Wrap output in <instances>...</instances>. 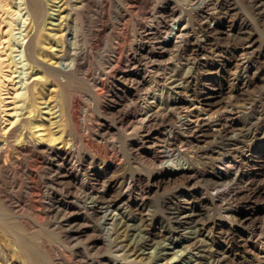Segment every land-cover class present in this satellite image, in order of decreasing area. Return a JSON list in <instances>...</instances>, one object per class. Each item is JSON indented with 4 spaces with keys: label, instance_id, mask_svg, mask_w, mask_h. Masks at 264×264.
<instances>
[{
    "label": "rangeland",
    "instance_id": "rangeland-1",
    "mask_svg": "<svg viewBox=\"0 0 264 264\" xmlns=\"http://www.w3.org/2000/svg\"><path fill=\"white\" fill-rule=\"evenodd\" d=\"M98 1L101 4V0H97L96 2L97 4L95 6L96 9H94L95 12L94 10L91 12L90 17L92 18H90L89 20H91L90 21L92 23L91 25L94 28H97V26L100 27L102 23L106 25L107 29H105L104 31L105 34L103 32L100 34L101 36L100 35L96 36L98 37L97 39L100 40L101 46L99 49L95 50L92 56V61L94 62H92L93 66L92 65L90 66V70L93 73L94 72L96 73L101 68V66H103V64H101L103 63V60L104 59L109 60L108 57L111 54V48L113 47L112 45H115V40H113L115 39V37H113V35L115 36V34L117 33L116 32L117 30L119 31L125 30L126 32L128 31L130 32V33L128 32L127 36L129 34H132V35H129L130 37L129 36L126 37L128 39H125V45L127 44L126 45L127 53L125 56H127L128 58L124 57L125 60L123 61L122 66L124 70H126V75L120 77V75L113 74L110 80L111 87L113 90L108 93L109 96H104L103 98L101 96H100L101 98L97 97V95L94 96V94L96 93L94 89L90 87L91 85L89 84L88 80L82 79L81 81H84V83L82 82L83 84L80 83L81 82L80 81L79 83L75 85L77 86L78 91H80L79 95L80 97H82L81 99L85 100V101L82 100L83 105L84 103H86L84 106L81 105L82 112L84 111L86 106H87L86 108L90 107L89 109H90V112L92 113V116H93L92 118L95 124L97 122L95 129H97L98 131L97 130L95 131L96 134L93 140V142L95 141V143L94 145L92 144L91 148L90 147L87 149L84 148L85 154L88 157L92 156L91 159L93 158V161H91L90 158H88L87 159L88 162L84 161V166L80 170V177L85 178L86 176L88 180V186H86L84 189L83 188L76 189L73 185L72 178H67L64 180L65 181L64 183L67 187L64 185V183L57 185L52 182H44L45 185L44 187H42L43 189L42 194L46 196V200H48L49 198H54L55 200L59 197L61 199L60 204L59 205L55 204L54 206L52 200L49 199L47 203L46 202L45 203H34V206L32 207H35V208L29 207L28 209L29 212L31 213L30 214L31 217L33 216V214L34 215L42 214V216H45V215L46 217L50 216L49 218H46V217L45 218L48 220L50 219V221L52 222L64 221L68 226L72 224L71 227H73L74 230H75V227L77 228L81 227L82 231L80 233H77L76 239L81 238L82 240L79 239L77 240V242L74 241L73 243H75V245H78V243L79 244L82 243L83 240L85 241V239L87 241L86 234L88 235V237L92 234L97 235L96 237L98 238H96L97 240L96 247L92 249L86 246L87 245L86 241L78 246H75V245L70 246L72 245V243L65 242L66 245L68 244V247H67L64 243L65 240L64 239L61 240L60 234H59L60 236V239H59V237H57L58 233L55 230L51 231L52 232L51 234V232H48V231L46 232V230L41 229V228L37 229L36 231L40 235L38 236V238L39 237L40 238L39 239L37 238V241L39 242V240L46 239L49 237L46 240L49 241L48 243H50L52 247L57 248L59 246L58 248H60L62 246L61 247L62 249L61 248L60 249L63 250L67 254V256H70L71 254V257H73V258H69V260L71 259L70 260L71 264H75V262L77 261L78 263L76 264H85L84 261H86L85 260L86 256L91 255L92 252L94 253L96 250L99 251L97 252V254L102 253L100 249L103 252H105L106 251L104 250L105 248L99 247L101 246V232H100L101 230H99L100 229L99 225L102 221L98 222V220L100 218L103 219L102 214L100 212H96L95 214H92L90 212L86 213L87 210L84 208L83 202H84V198L86 200V198L88 197L87 195L88 192H91V191L94 195H96V197L98 196L97 199L99 200L101 199L102 201H104L103 200L104 197H105L104 199L106 200L107 198L114 199V197H116V195L119 194V192L117 191L120 190L119 183L118 182L114 183V182L115 180L118 179V177L124 174L127 180L131 181V186L127 190L128 195H126L123 199H121L120 200L121 202L119 201L121 204L118 202L119 203L117 204L118 206L117 205L115 206V207H118L117 210H118V214L120 215V216L118 215L119 216L118 219L120 218L125 223L127 222L128 224L130 223L131 226L135 228L137 227L136 231L137 230L139 231L142 230L143 232L150 231L153 234V236H155V241L149 244L150 246L147 245L145 248L147 252L152 251L153 253H155L154 256L155 255L157 256V253H159L158 254L159 256H157V259H155L154 260L155 262L153 261L152 264L153 263L154 264H162V263L164 264L167 261L168 262L170 261L169 262L170 264H211L212 258L213 259L218 258L219 256H220L219 259L221 260L220 264L221 263L222 264H264V229H263L264 228V133H263L264 132V0H261V1L260 0H207V2L209 3L207 2L203 3V0H200V1L195 0L197 3H199V5L195 3L194 0H191L192 2L190 0H110V4L105 10L106 11L105 13L107 15L105 17L104 16L102 17L101 15V11L103 9L101 6H99L100 4L98 3ZM188 4L191 7H189ZM192 9L194 10L192 11ZM184 11H186L187 13ZM179 12L181 16H179ZM181 12L184 13V15ZM99 13L100 15H98ZM174 16L175 17H185V16L190 17V18L185 17L186 21L187 20L189 22L191 21L190 22L191 24L187 22V24L189 25V26L187 25V28L189 31V35L187 37L188 41L186 39V42L184 43L183 46H181V48L174 47L173 45H169V47L167 46V48L166 47L162 48L161 47L162 44L160 41L162 40V36H164L166 31H168V29L171 27L172 25L171 21L174 20L173 19ZM166 19L168 20L166 21ZM148 21H150L151 24ZM209 21L211 22V25L215 24L216 26L214 27L215 29L210 28L211 25ZM142 26H144L145 28ZM206 27H207V30H206ZM130 28H132L131 29L132 31L135 28L134 32H132ZM150 29H152L154 33L149 32ZM199 29L200 31H198ZM200 36L202 37V39L200 38ZM161 48L165 50H162ZM240 53L241 54L244 53L242 54L244 57H242ZM140 54L144 57H142ZM246 54H247V57L245 56ZM242 59L245 64L244 63L241 64ZM182 60L184 61V64H182L183 63ZM187 60H188V63L186 62ZM142 61L145 64H143ZM131 64L133 66L134 65L135 66L138 65V66L133 67ZM187 66H189L188 67L189 69L187 68ZM183 68L185 71L183 70ZM163 70H164L163 72L164 74L160 72ZM172 70H174V72ZM186 71L187 73H185ZM189 71H191L190 74H189ZM151 73H152V77L151 75H149ZM166 74L167 75L169 74L168 76H171L173 74L174 76L176 75L177 77H183V78L185 77V79L188 80L184 88H181L180 90H177V91L175 90V93L172 94L173 97L176 96L177 98H179L180 101H183L184 105H187V104L189 105L191 102L190 100L192 98L197 99V100H202V102L205 104L207 108L210 107L209 109L211 112L213 111L214 114L216 115L218 114L220 126L223 129L222 130L223 139H221L222 138L221 137L220 140L217 141L218 143H216V142H213V137L211 136L209 129L207 131V129L199 130L198 128H193L194 130L193 131L192 128L190 127L187 128V127L181 126L182 127V129L180 130L181 132H178V135L180 134L178 137V140L175 142L174 146L172 145L171 147L177 148L176 156L180 162L182 161L185 162L187 161V157L194 155L195 157V158L193 157L194 161L197 164L198 163L200 164V165L199 164L197 165L195 163L197 166L195 165L196 168L194 167L192 169L193 171L191 170L190 177H186L182 174H173V175L167 174V171H164V168H163L164 166L162 167V164H163V162H161L162 158H157V156H160V150L163 149L165 146L164 140L166 138L165 136H166L167 130L171 128V125H173V123L176 124L174 120L173 122H171L170 120H165L166 122L159 121V123L157 122L158 125L160 124L159 126L155 123L153 125L154 127L151 126L152 127L150 128L151 130L149 129L150 132H146V130L139 131L141 134L138 131H131V130H126L125 132L123 129L125 124H127L128 121L130 120L128 117L130 112L132 114H134L135 112L140 113L142 107L148 108L150 106H157L156 104H159L161 102L165 94L164 89H166V85L164 82H160V83L153 82L147 85L146 84L138 85L137 84L138 80L140 79L143 80L146 77L149 79L151 78V80H154L152 78L157 77L158 75L160 77L163 76L166 78L167 77ZM184 74L185 76H180ZM153 75L155 76L153 77ZM131 78L133 81L136 80L135 83L131 80ZM79 84L82 87L79 86ZM87 85L88 86L90 85L89 90H88V87H86ZM134 86L138 88H135ZM141 86H143V88L145 86L147 87L143 89ZM139 87H140V90H138ZM91 89L93 90V93L92 91H90ZM184 89L186 90V92L183 91ZM229 89L230 90L232 89V90L230 91ZM143 90L146 93H143ZM148 92H150L149 95H147ZM231 92H233V94H231ZM160 93L163 95L161 96ZM81 94L83 95L85 94L84 96L86 98ZM150 96H155V97L149 98ZM228 97L231 99H229ZM138 98L139 99L141 98V99L138 101ZM233 98H235L236 100ZM86 99L88 100V102ZM92 99L94 100V102ZM149 99L150 101L152 100L151 101L152 103L149 101ZM89 102H93V104ZM107 102L109 104H107ZM135 102L137 103L136 105H135ZM232 103H236V104H233L234 105L233 106L231 105ZM127 104L129 105V108H127L128 107ZM123 105H126V106H123ZM225 105L227 107H225ZM93 106L95 108H93ZM134 106H135V110L133 111ZM218 106H219V109H218ZM221 107L224 109L226 108L227 110L226 109L224 110ZM214 109H216L217 113L214 112ZM92 110L93 111L95 110V111L93 112ZM223 110L224 112H222ZM101 111L104 113H102ZM94 117L96 119H94ZM120 118L123 119V121ZM118 126L120 127V129ZM231 128L233 129L231 130ZM121 129L125 133L121 132ZM154 131H157V132L153 134ZM229 132L230 134L236 133V135L239 136L237 137L238 139L236 142H230L228 141V139H226ZM190 133H192L193 135ZM134 135H136V138L134 137ZM206 141L208 144L206 143ZM179 144L181 146H179ZM197 144H199V146H197ZM204 144H206V146H209V147H205ZM183 145H184V148H182ZM187 146L189 149L186 148ZM201 146H204L206 149L204 147L200 148ZM156 147L158 148L159 151L157 150ZM100 148L102 149L100 150ZM134 148L135 149L137 148V149L135 150ZM97 150H99L98 153L100 156L98 155ZM103 150L105 152L108 150L105 153V156H104ZM185 151L187 152L186 154H184ZM195 151H197L198 154H196ZM110 153H112L111 156H110ZM137 153L141 155H138ZM93 154L96 157H94ZM116 154L118 156H116ZM209 154H211V156ZM206 155H209V156L205 158ZM215 155H216V159H215ZM110 157H111V160H110ZM138 157L141 159H139ZM196 157H198L197 159H200V160L199 161L196 160ZM153 158L154 159L157 158V159L153 162L154 160ZM117 160L122 161V162H119ZM153 164H156V165H153ZM209 164H211V166ZM157 165L159 166L161 165V166L158 167ZM123 171L124 172L127 171V172L123 173ZM218 173H222V176H223L222 183L220 184V187H219L221 189L219 193L215 191L214 185L212 184V178L216 176ZM112 176H115V177H112ZM70 179L71 181H67ZM224 179L226 182L225 184L223 182ZM104 180H105V183L103 184ZM109 181L111 185L105 187V184H109ZM22 182L23 181H20L21 184L19 183L17 190L18 192H20V194H22L23 192V194L25 195V189L23 188V186H21L23 185ZM51 185L55 186V189ZM61 185L62 187L64 186L63 188L66 187L65 189H63V191L61 190L62 189ZM95 185H96L95 187L96 190L94 188ZM19 186H21L23 190L22 189L19 190L21 188ZM56 187H59V188H56ZM70 188L72 191L70 190ZM212 189L215 193L212 191ZM56 190L58 192H56ZM44 191L46 193H44ZM34 192H35L34 194L37 195V192L35 190ZM72 192L75 194V196ZM184 195H187L189 199L192 201V204L194 205L192 206L193 209L199 212V219L195 222V224L191 223L189 224L191 226L187 227V229L192 230V232L191 233L189 232L187 235H181L180 233L176 232L177 226L174 223V221L169 217V211H168L170 210V207H172V205L177 206L179 204V201L183 199ZM223 200H225L224 201L225 203L223 202ZM43 206L46 209H47L46 206H48V208L52 206L51 207L52 209L49 208L50 209V210L48 209L49 213H47ZM38 208L40 209V211L38 210ZM61 208H63V210ZM145 208H148V210L147 209L145 210ZM41 209L43 210V212ZM64 209H66L65 211L67 212H64ZM138 210H139V213H138ZM32 211H35V212H32ZM54 214H55V217L53 218L52 216H54ZM152 214L157 217L153 216ZM88 215L94 218H91ZM99 215H100V218H99ZM58 216L60 217V219ZM149 216L151 217V220H149L150 219ZM96 218L98 220H96ZM93 222H95V224ZM79 224L81 226H79ZM97 224H98V227H97ZM146 224L147 225L149 224L150 226L149 225L147 226ZM93 226H96L99 229L93 230ZM144 226L148 228L146 229ZM196 227L198 228L201 227V229H199L197 233H196L197 231ZM90 231L92 232L91 234H90ZM97 232H99L100 235ZM53 234L55 235L52 236ZM42 236H45V237H42ZM257 238L258 240H256ZM196 239L198 241H196ZM192 241L194 244H192ZM190 242H191V245H190ZM83 244L87 248L85 246L83 247ZM195 245H199V246H195ZM66 247L67 248L71 247V248L67 249ZM73 247L74 249H72ZM71 249H72V252L69 251ZM78 250H83L85 252L79 253L77 252ZM68 251L70 252V254ZM257 254L259 255L262 254V255L259 256ZM258 256L261 259H259ZM166 258H168L167 261H166Z\"/></svg>",
    "mask_w": 264,
    "mask_h": 264
},
{
    "label": "bare ground",
    "instance_id": "bare-ground-1",
    "mask_svg": "<svg viewBox=\"0 0 264 264\" xmlns=\"http://www.w3.org/2000/svg\"><path fill=\"white\" fill-rule=\"evenodd\" d=\"M196 1H198V0H196ZM196 1L194 0L195 3H197ZM96 2H97V0H0V264H71L70 263L71 259L69 260V258H73V257H71V254L69 251L72 252V249H74V247L68 251L70 256H67V254L63 250H61L62 246L60 247L61 249L58 248L59 246L57 248H54L50 245V243H48L49 241H47L46 239H48L49 237L46 239H41L38 242L37 238L40 235L36 231L39 228L46 230V232L47 231L51 232V231L55 230L58 233V236L57 235L56 236L59 237V239L61 236V240L62 239L65 240L64 243L65 242L72 243V245H70V246L75 245V243H73L74 241L77 242V240L81 239V238L76 239L77 233H80L82 231L81 227H78V228L75 227V230H74V228L71 227L72 224L68 226L64 221L52 222V221H50V219L49 220L46 219V218H49L50 216L46 217V215L42 216V214L34 215L32 213L33 216L31 217V215H30L31 213L29 212L28 209H29V207L35 208V207H32V206H34V203H45V202L47 203L49 199L52 200L54 206H55V204H58V205L60 204L61 199L59 197L55 200H54V198H49L48 200H46V196L44 194H42L43 193L42 187H44V185H45L44 182H52V183L58 185V184H63L65 182L64 181L65 179L72 178L73 185L76 189H79V188L84 189L86 186H88V180H87L86 176H85V178L80 177V170L84 166V161H87L88 158H90V160L93 161V158L91 159L92 156L88 157L85 154L84 150L89 148V147L91 148L92 144L94 145V143H95V141L93 142V140H94V136L96 134L95 131L97 130V129H95L97 122L95 124V122L92 118L93 116H92V113L90 112V109H89L90 107L86 108L87 107L86 106L84 111L82 112L81 105H83V103H82L83 99H81L82 97H80V95H79L80 91H78L77 86H75V85L77 83H79L82 79L88 80L89 84L91 85V86L90 85L89 86L92 89H94V91L96 93V94H94V96L97 95V97L101 96L103 98L104 96H109L108 93L113 90L111 87V83H110L112 75L117 74V75H120V77L126 75V70H124V68L122 66L123 61L125 60L124 57L125 58L127 57V56H125L127 53V51H126V45L127 44L125 45V39H128L126 37H128L129 35H132V34H129L127 36L129 31L126 32L125 30H121V31L117 30L116 31L117 33L115 34V36L113 35V37H115V39H113V40H115V45H112L113 47L111 48V54H110V56L108 55L109 60H107V59L105 60L103 58L104 59V60L102 59L103 63H101V64H103V66H101V68L99 70L97 69L98 71L96 73L95 72L93 73L90 70V66L91 65L93 66L92 62H94V61H92V56H93L95 50L99 49L101 46V42H100V40L97 39L98 37H96V36L100 35L101 33H103L105 31V29H107L106 25L102 24V23H101V26L100 27L97 26V28H94L91 25L92 23L90 22L91 20H89V19L92 17H90V14L94 9H96L95 8V6L97 4ZM206 2H207V0H203V3H206ZM98 3H99V1H98ZM207 3H209V2H207ZM109 4H110V0H101V4L99 6H101L103 9V10L101 9L102 11L100 10L102 17L107 16L105 13L106 12L105 10ZM197 4L199 5V3H197ZM188 6H189V4H188ZM189 7H191V6H189ZM175 9H173V10H175ZM193 10L194 9H192V11ZM94 12H95V10H94ZM184 12H186V11H184ZM213 13H215V12H213ZM182 14L184 15V13H182ZM210 14H208V15H210ZM98 15H100V13ZM179 16H181L180 12H179ZM189 16H187V17L190 18ZM185 17H175L174 16L173 17L174 20L171 18L173 20V21H171L172 25L168 29V31L165 30L166 33L164 36H162V40L160 41L162 44V46H161L162 48H165V47L167 48V46L169 47V45H173L174 47H180L181 48V46L184 45V43L186 42V39L189 35V31L187 28V25H188L187 22H189V21L188 20L186 21L187 17L186 18ZM168 19H166V21ZM92 21H93V19H92ZM150 21H148V22H150ZM147 24H149V23H147ZM150 24H151V22H150ZM210 25H211V22H210ZM142 27H144V26H142ZM214 27H216L215 24L210 26V28H214ZM165 28H166V26H165ZM131 29L132 28H130V30ZM134 29H133V31L132 30L131 31L134 32ZM206 30H207V27H206ZM198 31H200V29ZM149 32L154 33V31L152 29H150ZM104 34H105V32H104ZM143 35H144V33H143ZM159 37H160V35H159ZM200 38L202 39L201 36H200ZM248 38H249V36H248ZM187 41H188V39H187ZM158 42H159V40H158ZM246 48H247V46H246ZM151 49H153V48H151ZM174 49H176V48H174ZM154 50H156V49H154ZM159 50H157V51H159ZM162 50H165V49H162ZM177 51H175V52H177ZM192 51H194V50H192ZM207 51H208V49H207ZM245 53H247V52H245ZM242 54H244V53H242ZM204 56H206V55H204ZM245 56L247 57V54ZM142 57H144V56H142ZM188 57H189V55H188ZM242 57H244V56L242 55ZM186 58H187V56H186ZM93 59H94V57H93ZM182 62H183L182 64H184L183 60H182ZM186 62L188 63V60ZM186 62H185V64H186ZM189 62H191V61H189ZM142 63H143V61H142ZM242 63H244L243 59H242L241 64ZM143 64H145V63H143ZM137 66L138 65H136V66L134 65L133 67H137ZM165 66H166V64H165ZM184 66H186V65H184ZM188 67L189 66H187V68ZM157 70H158V68H157ZM164 70L160 71V72L163 73ZM183 70H184V68H183ZM172 71L174 72V70H172ZM168 72H169V70H168ZM190 72L191 71H189V74H190ZM179 73H181V72H179ZM185 73H187V71ZM173 74L171 76H168L166 74L167 75L166 78L163 76L160 77L159 75L157 77H154L155 75H153L154 78H152V79H154V80H151V78L149 79L147 77L143 80H141V79L138 80V82H137L138 85H140V84L141 85L142 84L147 85V84H151L153 82H159V83L164 82L166 85V89H164L165 94H164L161 102L159 104H156L157 106H150L148 108H146V107L141 108L140 107L141 108L140 113H136V112L134 113L133 112L134 114H132L130 112L129 116H128L130 120L128 121V123L126 122L127 124H125L123 129L125 132H126V130L138 131V132L146 130V132H150V130H151L150 128H152L151 126H153L155 123L157 124V122L159 123V121H165V120H170L171 122H173V120H174L176 122V124L173 123V125H171V128L167 130L166 136H165L166 138L164 140L165 146L163 149L160 150V156H157V158H162V161H161V162H163L162 167L164 166L163 167L164 171H167V174H169V175L182 174L186 177H190L191 170L197 164L194 161V158H195L194 155L187 157V161L184 160L185 162H183L181 160L182 162H180L176 156V149L177 148L171 147L172 145L174 146L175 142L178 140V137L180 135V134L178 135V132H181L180 131L182 129L181 126L187 127V128L190 127V128H192V130H193V128H198L199 130H203V129L206 130L207 129V131L209 129L211 136L213 137V142H216V143H218L217 141H219L220 138L222 137V135H223L222 130L223 129L220 126L218 114L216 115L213 113V111L211 112L209 109L210 107L207 108L205 106V104L202 102V100H197V99L192 98L190 100L191 102L189 105L188 104L184 105L183 101H180V99L177 98L175 95H174L175 97H173L172 94L175 93V90L177 91V90H180L181 88H184L188 82V80L185 79V77L184 78L183 77H177L176 75L174 76ZM149 75H151V77H152V73ZM180 76H185V74L180 75ZM135 77H136V75H135ZM131 80H132V78H131ZM135 81H133V82L135 83ZM82 82L84 83V81H81L80 83H82ZM159 83H157V84H159ZM131 85H132V83H131ZM79 86H81V85L79 84ZM89 86L88 85L86 86V87H88V90L90 89ZM134 87L138 88L136 86H134ZM141 87L143 88V86H141ZM145 87H147V86H145ZM160 87H162V86H160ZM186 88H188V87H186ZM92 89L90 91H92V93H93ZM88 90H87V92H88ZM138 90H140V87ZM183 91L186 92L185 89ZM143 93H146V92H144V90H143ZM154 93H156V92H154ZM89 94H90V92H89ZM149 94H150V92L147 93V95H149ZM231 94H233V92H231ZM81 95H83V94H81ZM162 95L163 94H161V96ZM207 96H208V94H207ZM90 97H91V95H90ZM152 97H155V96H150L149 98H152ZM236 97H237V95H236ZM143 98H145V97H143ZM159 98H160V96H159ZM140 99L138 98V101ZM229 99H231V98H229ZM233 99H235V98H233ZM128 100H127V102H128ZM83 101H85V100H83ZM149 101H150V99H149ZM87 102H88V100H87ZM93 102H94V100H93ZM93 102H89V103L93 104ZM100 103H102V102H100ZM142 103H143V101H142ZM236 103H232L231 105L236 104ZM243 103H245V102H243ZM85 104L86 103H84V105ZM107 104H109V103L107 102ZM136 104L137 103L135 102V105ZM140 104H141V102H140ZM146 104H148V103H146ZM133 105H134V103H133ZM242 105H240V106H242ZM123 106H126V105H123ZM143 106H145V105H143ZM237 106H239V105H237ZM225 107H227V106L225 105ZM93 108H95V107L93 106ZM127 108H129V105ZM133 108H134L133 109V111H134L135 106ZM239 108H241V107H239ZM211 109H213V108H211ZM218 109H219V106H218ZM222 109H224V108H222ZM224 110L222 112H224ZM233 111H231V112H233ZM214 112H216V109H214ZM102 113H104V112H102ZM94 119H96V118L94 117ZM121 120L123 121V119H121ZM223 120H225V119H223ZM118 121H120V120H118ZM119 129H120V127H119ZM232 129L233 128H231V130ZM241 129H243V128H241ZM165 130H166V128H165ZM124 131L121 129V132H124ZM131 131H130V133H131ZM238 131H239V129H238ZM155 132H157V131H154L153 134ZM162 132H164V131H162ZM190 134H192V133H190ZM199 134H201V133H199ZM146 135H147V133H146ZM197 135H198V133H197ZM128 136H130V135H128ZM137 136H139V135H137ZM187 136H189V135H187ZM134 137L136 138V135H134ZM237 137H239V136H237L236 133L230 134V132H229L226 139H228V141H230V142H236L238 139ZM221 139H223V137ZM188 140H190V139H188ZM208 142H210V141H208ZM153 143H155V142H153ZM206 143H207V141H206ZM180 144H179V146L182 145V144L181 145ZM199 144H197V146H199ZM204 145H205V147H209V146H206V144H204ZM95 146H97V145H95ZM237 146H238V144H237ZM202 147H204V146H201L200 148H202ZM182 148H184V145ZM186 148H188V146ZM101 149L102 148H100V150ZM130 149H131V147H130ZM157 150H158V148H157ZM88 151H89V149H88ZM98 151L99 150H97V153H98ZM103 152H104V156H105L106 152L104 150H103ZM195 152H196V154H198L197 151H195ZM112 153H110V156ZM186 153L187 152L185 151L184 154H186ZM98 155H99V153H98ZM138 155H141V154H138ZM209 155L211 156V154H209ZM209 155H206L205 158ZM106 156H107V154H106ZM116 156H118V155L116 154ZM94 157H96V156L94 155ZM157 158H155V159L153 158L154 160L153 159H151V160H153V162H154ZM197 158L198 157H196V160L199 161L200 159H197ZM199 158H200V156H199ZM139 159H141V158H139ZM215 159H216V155H215ZM222 159H223V157H222ZM110 160H111V157H110ZM91 161H90V163H91ZM117 161H119V160H117ZM177 161H179V162H177ZM119 162H122V161H119ZM118 164H120V163H118ZM227 164H228V162H227ZM151 165H152V163H151ZM153 165H156V164H153ZM209 165L211 166V164H209ZM157 166L160 167L161 165L160 166L157 165ZM158 170H160V169H158ZM126 172L127 171H125V172L123 171V173H126ZM121 173H122V171H121ZM116 174H117V172H116ZM115 176H112V177H115ZM222 177H223L222 173H218L216 176H214L212 178V184L214 185L215 191H217L218 193L221 190L219 187H220V184L222 183V179H223ZM20 181H23L22 182L23 185H21V186H23V188L25 189V195L23 194V192H22L23 195L20 194V192H18V190H17V187H18ZM67 181H71V179L67 180ZM116 182L119 183L120 190L118 189L119 191H117V192H119V194L116 195V197H114V199H112V198L108 199L106 197L107 198V200H106V199H104L105 197L101 194L104 197L103 198L104 201H102L101 199L99 200V199H97L98 196L96 197V195H94L92 193V191L88 192V194H87L88 197L86 198V200L84 198L83 206L87 210L86 213L90 212L92 214H95L96 212H100L102 214L103 219L100 218V215H99V218L101 220L100 219L98 220L96 218V220H98V222L102 221L101 222L102 224L100 223V225H99L100 229L97 228L98 224H99L98 223L97 227L93 226V230H97V229L101 230L100 231L101 232V246H99V247L105 248L104 250H106V251L103 252L100 249V251L102 253L97 254V252H99V251L94 250L95 252L94 253L92 252L91 255L86 256V259H85L86 261H84V260L83 261L85 262V264H152V262L155 259H157V256H159L158 255L159 253H157V256L156 255L154 256L155 253H153L152 251L147 252V250H145V248L147 245H149L153 241H155V236H153V234L150 231L143 232L140 229L141 231L137 230V231H139V232H137L136 231L137 227L135 228V227L131 226L130 223L128 224L127 222L125 223L122 219H120V218H119L120 220L118 219V217L120 215L118 214V210H117L118 207H115V206L121 202L120 201L121 199H123L126 195H128L127 190L131 186V181L127 180L125 175L122 174L120 177H118L117 180H115L114 183H116ZM223 182H224V184L226 183L225 179ZM96 183H98V182H96ZM104 183H105V180H104L103 184ZM64 185H65V183H64ZM109 185H111L110 181H109V184H105V187H107ZM21 186H19V187H21ZM51 186H53V185H51ZM61 187H62V185H61ZM63 187L61 189L62 191L67 186L65 188H63ZM68 187H70V186H68ZM95 187H96V185L94 186V188ZM53 188L55 189V186H53ZM56 188H59V187H56ZM21 189H22V187L19 190H21ZM34 190L37 192V195L34 194L35 193ZM70 190H71V188H70ZM95 190H96V188H95ZM212 191H213V189H212ZM32 192L34 195L32 194ZM56 192H58V191L56 190ZM44 193H46V192L44 191ZM79 193H80V191H79ZM83 194H85V193H83ZM74 196H75V194H74ZM47 198H48V196H47ZM177 201H179V200H177ZM224 201L225 200H223V202ZM140 203H141V201H140ZM50 204H51V202H50ZM80 204H82V203H80ZM76 205H77V203H76ZM223 205H225V204H223ZM192 206H194L192 204V201L189 199V197L187 195H184L183 199L181 201H179V204L177 206L172 205V207H170V210H168L169 211V217L174 221V223L177 226L176 232L180 233L181 235H187L189 232L191 233L192 230L187 229V227L191 226V225H189L191 223L195 224V222L199 219V212H197L195 209H193ZM46 207H47V209L45 207L44 208H45L46 212L49 213L48 209L51 207H49V208H48V206H46ZM61 209L63 210V208H61ZM146 209L148 210V208H145V210ZM38 210L40 211L39 208H38ZM65 210L66 209H64V212H67ZM127 210H128V208H127ZM32 212H35V211H32ZM42 212H43V210H42ZM72 213H73V211H72ZM138 213H139V210H138ZM150 213H152V212H150ZM156 214H158V213H156ZM152 215H151V217H152ZM60 216H62V215H60ZM63 216H65V215H63ZM146 216H147V214H146ZM153 216H155V215H153ZM52 217L54 218L55 214ZM89 217H91V216H89ZM151 217L149 216V218H150L149 220H151ZM155 217H157V216H155ZM91 218H94V217H91ZM59 219H60V217H59ZM59 219H57V220H59ZM62 220H63V218H62ZM124 220H126V219H124ZM93 223L95 224V222H93ZM96 223H97V221H96ZM136 225H137V223H136ZM79 226H81V225L79 224ZM196 228H197V231H196V233H197L198 230L201 229V227L200 228L196 227ZM44 230H43V232H44ZM39 232H40V230H39ZM91 233L92 232L90 231V234ZM93 233H94V231H93ZM97 233L100 235L99 232H97ZM156 233H157V231H156ZM51 234H52V232H51ZM55 234H53L52 236H54ZM59 234H60V236H59ZM180 234H179V236H180ZM159 235H161V234H159ZM86 236H87V241L84 238L85 241L87 242L86 246H88L92 249L94 247H96V243H97L96 238H98V237H96L97 235L92 234L88 237V235L86 234ZM42 237H45V236H42ZM78 237H80V236H78ZM192 237H193V235H192ZM256 240H258V238ZM85 241L83 240V242H85ZM196 241H198V240L196 239ZM82 243H80V244H82ZM80 244L78 243V245H80ZM192 244H194L193 241H192ZM65 245H66V243H65ZM78 245H75V246H78ZM190 245H191V242H190ZM66 246L68 247V244ZM84 246L85 245L83 244V247ZM195 246H199V245H195ZM69 248H71V247H69ZM69 248H67V249H69ZM90 248H88V249H90ZM227 248H228V246H227ZM77 252L83 253L85 251L78 250ZM221 255H223V254H221ZM257 255H259V254H257ZM257 255H256V257H257ZM261 255H259V256H261ZM259 256H258V258H259ZM83 258H84V256H83ZM170 258H171V256H170ZM173 258H174V256H173ZM219 258H220V256L218 258H214V259L212 258L211 264H220L221 260ZM167 259L168 258H166V261H167ZM172 259H171V261H172ZM176 259H178V258H176ZM259 259H261V258H259ZM164 262H165V260H164ZM169 262L167 261L164 264H170ZM262 262H263V260H262ZM76 263H78V261L75 262V264Z\"/></svg>",
    "mask_w": 264,
    "mask_h": 264
}]
</instances>
